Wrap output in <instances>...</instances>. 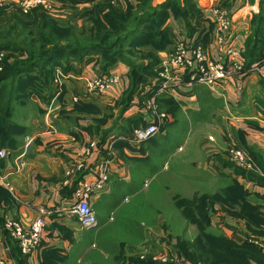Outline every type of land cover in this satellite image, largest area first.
Here are the masks:
<instances>
[{"label":"crops","instance_id":"0c3cea01","mask_svg":"<svg viewBox=\"0 0 264 264\" xmlns=\"http://www.w3.org/2000/svg\"><path fill=\"white\" fill-rule=\"evenodd\" d=\"M18 1L0 0V6H17ZM196 3L202 11L203 21L188 41L200 43L213 58L222 52L223 46L218 45V31L211 13L212 7L216 5L229 9L232 15V29L225 44H230L244 54L251 34L252 16L259 12V0H196ZM167 26L175 35L173 44L166 51L157 53L154 77H148L140 85L127 108L123 109L120 102L129 85L128 68L117 63L103 72L98 66L97 57L81 63L63 62L61 66H56L55 75L59 73L63 77L60 95L52 81L47 92L32 96L37 107L18 105L20 115L26 120L14 123L23 127L25 133L17 137L16 149L0 148L9 152L6 159H0V177L12 188L11 192L4 184H0V258L12 260L16 264H95L91 257L97 253L108 255L112 252V255H117L126 250L129 256L135 250L128 245L140 238H132L133 242L120 241V238L115 241V237L120 236L114 235L99 242L97 231L114 222L110 212L112 208L107 205L114 190L132 181V171L136 167L128 169V162L136 161L133 153L138 151V147L127 145L122 139L128 137L133 129L155 122L146 109V103L151 100L157 111L166 118L158 133L144 143L146 147L149 143H152L150 146H156L158 135L167 138L169 133L165 132L166 128L169 130L174 127V131L177 125H184L187 133H190L191 127L200 124L210 123L215 127L227 124L237 145L249 152L264 175V87L260 84L264 77L250 71L209 88L198 83L187 86L189 77L184 72L176 84L161 92L159 62L162 54L171 50L176 40H187L183 23L170 18ZM108 74L120 76V83L101 95L87 92V82ZM205 92L223 105L209 115L200 113L199 98ZM73 98H78V101L73 102ZM132 119H137L138 125L128 131L126 126ZM91 142L96 143L95 149L91 150L89 156L81 157ZM110 142L114 143L115 155L109 168V180L104 191L94 193L88 199L97 220V229H83L75 217H67L66 211L75 203V193L82 188L83 183L93 184L96 181L94 166L107 156L106 146ZM207 144L204 143L203 149L207 152L210 150L212 154H205L207 160L200 163V170H205L204 166L210 158H213L214 165L216 156L221 160L223 158L219 149L208 148ZM21 155L25 166L18 169L16 163ZM83 159L86 169L77 171L75 165ZM221 170V166L218 167L219 173ZM69 171L71 173L67 174ZM241 177L228 175L229 180L236 181L246 191L249 204L264 208V177L261 181ZM41 210L47 214L43 216L45 226L40 246L32 258H21L17 244L11 240L4 224L11 221L27 227L39 217ZM262 229L264 231V224ZM114 246L118 248L114 249ZM260 252L264 254L263 249Z\"/></svg>","mask_w":264,"mask_h":264},{"label":"rangeland","instance_id":"374dc122","mask_svg":"<svg viewBox=\"0 0 264 264\" xmlns=\"http://www.w3.org/2000/svg\"><path fill=\"white\" fill-rule=\"evenodd\" d=\"M163 1L151 0L150 5L155 7ZM100 2H107V5L122 11L127 8L125 0H101ZM129 2L132 5L137 3L136 0H129ZM98 3L99 1L95 0L93 2L84 0L83 3L76 0L74 4L70 0L64 8L53 12L34 10L29 13L47 16L58 27L66 30L70 41L78 39L80 43H83L89 37V31L93 29L94 9ZM6 7V13L0 22V29H7L11 26L8 23L10 19L15 20V18L10 17L16 14L17 10L21 15L29 14L24 13L18 6L7 5ZM67 7L68 11L62 10ZM172 35L174 40L173 32ZM6 55L7 52H0V61ZM137 56L138 53L135 54L136 58H138ZM130 57L134 60L132 56ZM12 59L13 57H10L9 61ZM98 66H100L99 63ZM27 104L30 108L37 107L32 98ZM16 105L13 121L21 123L26 119L20 115L21 112L17 108L19 106ZM173 128L165 129V132L169 133L167 138L158 135V142L156 146L154 144V147L150 146L152 143H149L147 147L144 143L136 145L138 151L133 153L136 161L128 162V169L136 167V170L132 171V181L129 184H122L120 188L114 190L107 203L109 208H112L110 212H112L114 222L97 231L99 242L114 235L120 236L115 237V241L119 238L120 241H132V238H140L136 243L128 245L135 250L130 252L129 256L126 250H122L123 247H121L122 252L117 255L116 253L112 255V252L108 255L97 253L96 256L91 257L95 264H131L132 259L152 264H163L155 263L154 257H161L166 261L170 259L176 261L177 264H210L211 259L216 257L201 253L199 243L202 240L199 238V230L191 222L193 214H198L201 209L207 220L210 234L231 240L234 243H236L234 240L240 244L247 243L259 250H264L262 225L256 227L250 224L244 217L246 211L242 215L241 202H234L233 205L226 196L234 182L229 180V173L230 176L234 174L241 177L242 175L236 173V171H240L243 172L242 177L244 178L251 176L256 177V180H261L264 175L259 165L247 150L237 145L232 136V130L227 124L222 127H215L210 123L200 124L191 127L190 133H187L184 125H177L174 131ZM27 141L28 139H26ZM206 142L208 148L214 147L216 151L219 149L223 153V158L221 160L216 156V165L212 163L213 158H210L209 163L204 166L205 168L203 167L205 170H200L202 167H200V163L207 160L205 154H212L210 150L207 152L203 149ZM232 149L240 150L246 155L248 166L238 165L231 155ZM220 166L223 169L221 173L218 172ZM223 166L225 168H222ZM235 193H231L230 199L235 197ZM246 198L247 196L245 202L249 204ZM113 204L116 206L114 207ZM257 208L264 220V208ZM96 229L97 227L93 230ZM134 232L135 237H133ZM139 233L141 237H139ZM116 248L118 247L114 246V249ZM141 255L144 256L143 259L140 258ZM247 256L250 264H259L253 258H249V255ZM225 264H233V262L228 259Z\"/></svg>","mask_w":264,"mask_h":264},{"label":"trees","instance_id":"16d2710c","mask_svg":"<svg viewBox=\"0 0 264 264\" xmlns=\"http://www.w3.org/2000/svg\"><path fill=\"white\" fill-rule=\"evenodd\" d=\"M71 1L75 4V0ZM95 1H99L94 9L95 23L83 43L78 39L70 41L66 30L43 14L21 15L17 10L10 17L15 18L10 19L8 25L11 26L0 29V52H7L0 61V148H17V137L24 134L25 129L13 121L14 105L25 106L32 96L47 92L55 76L56 66H61L63 62L81 63L91 57L99 58V67L103 72L117 63L124 64L128 68L129 85L120 103L125 109L131 104L140 85L148 77H154L157 53L166 51L173 44L172 30L167 26V21L173 18L183 23L187 41L199 30L200 22L203 21L196 0H164L155 7L150 5L151 0H136V5L125 0V11L114 9L101 0ZM258 4L259 12L252 16L251 34L243 54L245 71L253 64L264 62V0H259ZM5 9L6 6H0V22L6 13ZM137 53L138 58L135 57ZM10 57H13L12 61H9ZM260 84L264 87L263 79ZM199 99L201 115H209L223 106L207 92ZM137 122V119L128 121L127 130L137 127ZM236 173L243 176V172ZM251 178L257 179L248 177ZM232 192H236L235 197L230 199ZM226 196L233 205L234 202H241L242 215L246 211L244 217L250 224L256 227L264 224L259 209L245 202L246 192L236 181ZM191 222L199 230L201 253L216 257L211 259L210 264H225L228 259L233 264H250L247 255L259 264H264V254L257 247L247 243L239 245L210 234L202 209L198 214H193ZM131 264L152 263L132 259Z\"/></svg>","mask_w":264,"mask_h":264},{"label":"built area","instance_id":"2783aa9c","mask_svg":"<svg viewBox=\"0 0 264 264\" xmlns=\"http://www.w3.org/2000/svg\"><path fill=\"white\" fill-rule=\"evenodd\" d=\"M70 0H19L17 6L24 12L29 13L34 10H41L43 12H53L55 10L64 8L68 5ZM215 25L218 31V45L223 46V50L215 57H210L205 51V48L200 43H189L187 40H176L172 49L164 54L159 62V79L161 82L160 91L167 90L173 84H176L182 73L187 72L189 82L187 86L192 83H198L206 87L212 88L220 81L229 78H234L247 72H255L261 77H264V62L262 64L252 65L248 71H245L246 60L243 53L229 46L225 42L229 38L232 29V15L227 8L213 6L211 9ZM62 75L57 74L53 80V85L57 87V94L60 95V86L62 82ZM120 83V76L116 74H108L103 77L87 82L86 90L88 93L101 95L108 91L112 86ZM78 98H73V102H77ZM146 109L155 118V122L144 127L133 129L131 134L122 139L126 144L136 146L145 143L152 139L159 131L165 115L157 111L154 101L146 103ZM113 142L106 146L107 156L103 157L95 166L96 181L91 183H83L82 188L76 191V201L66 211L69 218L75 217L77 222L83 229H95L97 227V220L92 208L89 205L88 199L94 193H99L105 190L106 184L109 180L111 160L115 155L113 149ZM96 143L91 142L80 155L89 156L91 150L95 149ZM234 148V147H233ZM232 157L236 160L238 165L245 167L246 155L237 149L231 150ZM9 152L6 149H0V159H6ZM21 155L17 160L16 166L22 169L25 166ZM77 171H84L86 169V161L83 159L75 165ZM71 171L67 172L70 174ZM0 184H4L11 192L12 188L9 184H5L0 177ZM47 213L43 210L40 215L29 226L22 227L19 224L11 221H6L4 229L8 232L11 240H13L20 251V254L25 258H32L33 253L40 246L43 229L45 226L43 216ZM144 258L143 255L140 256ZM155 263L161 262L163 264H177L176 261L161 257H154ZM0 264H16L12 260L0 258Z\"/></svg>","mask_w":264,"mask_h":264}]
</instances>
